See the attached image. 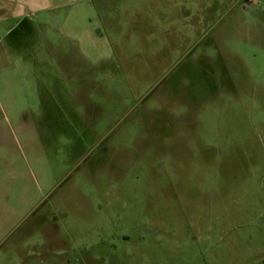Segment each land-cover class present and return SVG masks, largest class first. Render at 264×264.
I'll use <instances>...</instances> for the list:
<instances>
[{
	"label": "rangeland",
	"instance_id": "1",
	"mask_svg": "<svg viewBox=\"0 0 264 264\" xmlns=\"http://www.w3.org/2000/svg\"><path fill=\"white\" fill-rule=\"evenodd\" d=\"M59 3L0 30V264H264V0Z\"/></svg>",
	"mask_w": 264,
	"mask_h": 264
},
{
	"label": "crops",
	"instance_id": "2",
	"mask_svg": "<svg viewBox=\"0 0 264 264\" xmlns=\"http://www.w3.org/2000/svg\"><path fill=\"white\" fill-rule=\"evenodd\" d=\"M59 1L61 0H0V30L7 35L20 22L29 23L39 13L56 11L62 5ZM30 25L33 27V24ZM29 30L32 32L33 29H28V33ZM27 36L31 38L32 34Z\"/></svg>",
	"mask_w": 264,
	"mask_h": 264
}]
</instances>
